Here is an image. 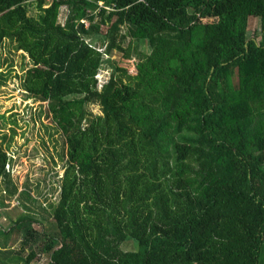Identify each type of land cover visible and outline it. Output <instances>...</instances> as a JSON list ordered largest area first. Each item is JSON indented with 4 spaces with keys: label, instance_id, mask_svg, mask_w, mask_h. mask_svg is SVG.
Instances as JSON below:
<instances>
[{
    "label": "trees",
    "instance_id": "1",
    "mask_svg": "<svg viewBox=\"0 0 264 264\" xmlns=\"http://www.w3.org/2000/svg\"><path fill=\"white\" fill-rule=\"evenodd\" d=\"M31 1L0 0V52L29 58L21 86L48 103L66 163L48 223L0 225V264H264V0H36V14ZM169 46L174 86L144 114L148 64ZM12 162L0 142L16 194Z\"/></svg>",
    "mask_w": 264,
    "mask_h": 264
},
{
    "label": "rangeland",
    "instance_id": "2",
    "mask_svg": "<svg viewBox=\"0 0 264 264\" xmlns=\"http://www.w3.org/2000/svg\"><path fill=\"white\" fill-rule=\"evenodd\" d=\"M51 2V0H48ZM30 12L36 14V0H32ZM66 11L60 13L64 20ZM259 21L250 20L249 35L259 34ZM257 32V33H256ZM173 48V47H172ZM179 49L165 47L155 57V61L148 64V68L156 71L158 79L150 88L152 98L146 103L144 114L162 112V102L167 90L174 86L178 73V62L172 63L171 55ZM119 60L121 65L129 69H137L138 59L131 60L116 53L112 59ZM175 58V57H174ZM0 60L6 62L2 71H7L9 63L13 62V71L7 81L0 82V142L4 143L13 157L10 165L12 182L18 186L16 194L6 192L7 181H0V225L8 227L22 212L32 211L37 219L48 223L45 218L51 215V203L59 197V179L64 172L66 163L65 135L58 128L48 112V103L40 99L28 97L21 86L20 75L23 73V64L29 61L21 51L9 53L6 49L1 53ZM27 67V66H26ZM110 64H105L99 74L100 83L105 81L111 72ZM93 113H101L99 104H88ZM14 129V130H13ZM9 144V146H8ZM27 191L31 200L23 192ZM22 196H19V194ZM43 206H40V205ZM28 205L32 210H29ZM39 227L38 223H34ZM18 232H15L9 242V247L19 245ZM2 236L0 235V240ZM1 244V242H0ZM136 244V245H135ZM126 241L122 243L124 249H137V243ZM9 251V250H8ZM39 252L32 264H46L49 257ZM27 254V253H26Z\"/></svg>",
    "mask_w": 264,
    "mask_h": 264
}]
</instances>
